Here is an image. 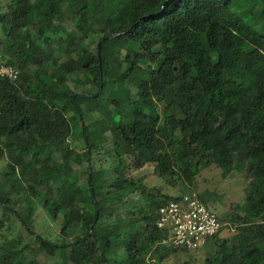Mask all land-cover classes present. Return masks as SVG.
I'll return each instance as SVG.
<instances>
[{"label":"trees","instance_id":"obj_1","mask_svg":"<svg viewBox=\"0 0 264 264\" xmlns=\"http://www.w3.org/2000/svg\"><path fill=\"white\" fill-rule=\"evenodd\" d=\"M232 3L7 0L0 62L18 77L0 79V264H163L189 252L155 223L186 187L151 191L130 175L147 164L191 187L205 167L243 174L242 214L228 218L238 231L203 264H264V0H241L252 22ZM78 85L95 88L84 91L95 106L83 110ZM97 106L106 110L85 123ZM71 120L82 152L69 144ZM37 203L52 233L35 231Z\"/></svg>","mask_w":264,"mask_h":264},{"label":"rangeland","instance_id":"obj_2","mask_svg":"<svg viewBox=\"0 0 264 264\" xmlns=\"http://www.w3.org/2000/svg\"><path fill=\"white\" fill-rule=\"evenodd\" d=\"M241 0H233L232 8L237 10H242L244 15V19L252 22V19L249 18L250 14L246 13L247 9L245 6L240 5ZM7 0H0V8H5V4ZM71 25L70 22H66L65 26ZM258 27V25H256ZM255 27V26H254ZM256 28V27H255ZM258 29V28H256ZM121 45L126 44V39H121L118 41ZM121 49L122 55L125 53V48ZM131 94L133 98L136 97V85H129ZM76 89V94H82L79 99V104L82 106L83 110L87 104L95 106V103L90 99V97L84 93L87 92H95V88L92 86H76L73 88ZM165 105L159 104L158 112L161 114L164 112ZM106 110L103 106H97L94 111L87 112L84 122L90 123L95 119L99 118L101 114ZM124 115L126 114L123 111ZM80 124L76 120H71V135L69 139L70 146L76 152H82L84 149V143L81 141V133H80ZM109 136V133H107ZM5 164V159L0 160V171ZM109 165V162L106 163ZM153 164H147L144 167L131 170L130 175L134 177H142L143 182L149 187L151 191H155L154 188H158L161 192H164L169 195L179 194L185 186L186 189L184 193H188L193 189H190L191 186L185 185L182 181L174 177L171 181H164L157 178L154 171ZM84 165L83 164H75L73 165L74 172L78 177H81L80 180L84 179V175L82 173ZM193 183L195 186L194 192L196 194H202V198L206 201L207 205L211 208V210L218 216L221 222H223V226L218 232L215 239L211 238L206 240L205 244L202 245L198 250L194 252H183L181 250L176 251L172 257L163 262V264H203L205 257L207 254L211 253L215 247V240L222 241L224 239L230 238L233 234L238 231V228L235 223L228 221V218L231 217L234 213L242 214L241 209L239 207L244 202L246 191V178L243 174L232 171L227 176L223 177L221 174V169L216 166H209L201 169L193 178ZM18 208H21L20 205H17ZM16 231L19 232L20 238L23 240L30 242L33 238L32 235H29L26 230L20 226L16 225ZM34 228L36 232L52 233L57 228L54 222H51L50 218L46 214L44 208L40 203H37V208L34 213ZM43 264H53V260L51 258H47L42 256L40 258Z\"/></svg>","mask_w":264,"mask_h":264},{"label":"built area","instance_id":"obj_3","mask_svg":"<svg viewBox=\"0 0 264 264\" xmlns=\"http://www.w3.org/2000/svg\"><path fill=\"white\" fill-rule=\"evenodd\" d=\"M17 77L16 68L0 62V79L14 81ZM155 223L165 235L164 242L189 252L198 250L223 226V222L193 190L159 206Z\"/></svg>","mask_w":264,"mask_h":264},{"label":"water","instance_id":"obj_4","mask_svg":"<svg viewBox=\"0 0 264 264\" xmlns=\"http://www.w3.org/2000/svg\"><path fill=\"white\" fill-rule=\"evenodd\" d=\"M108 37H112V36H108ZM88 176H90V166H88ZM95 218H94V220L97 218V209L95 210ZM91 227H92V225H91ZM91 227H90V229H91Z\"/></svg>","mask_w":264,"mask_h":264}]
</instances>
